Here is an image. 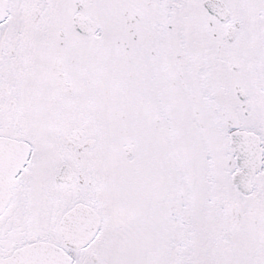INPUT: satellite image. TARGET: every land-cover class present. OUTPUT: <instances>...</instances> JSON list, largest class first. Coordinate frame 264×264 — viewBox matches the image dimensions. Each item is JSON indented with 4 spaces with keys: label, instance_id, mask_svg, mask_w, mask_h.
<instances>
[{
    "label": "snow or ice",
    "instance_id": "1",
    "mask_svg": "<svg viewBox=\"0 0 264 264\" xmlns=\"http://www.w3.org/2000/svg\"><path fill=\"white\" fill-rule=\"evenodd\" d=\"M0 264H264V0H0Z\"/></svg>",
    "mask_w": 264,
    "mask_h": 264
}]
</instances>
